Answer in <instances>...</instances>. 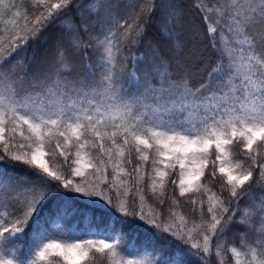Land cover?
Listing matches in <instances>:
<instances>
[{
    "label": "snow or ice",
    "instance_id": "6c2138e0",
    "mask_svg": "<svg viewBox=\"0 0 264 264\" xmlns=\"http://www.w3.org/2000/svg\"><path fill=\"white\" fill-rule=\"evenodd\" d=\"M23 7L0 0V264H264V0Z\"/></svg>",
    "mask_w": 264,
    "mask_h": 264
},
{
    "label": "trees",
    "instance_id": "16d2710c",
    "mask_svg": "<svg viewBox=\"0 0 264 264\" xmlns=\"http://www.w3.org/2000/svg\"><path fill=\"white\" fill-rule=\"evenodd\" d=\"M17 2L24 5V7L21 9L22 11L30 10V6H31V3H32V0H17ZM185 2L188 5H191L192 0H185ZM206 2H207V0H206ZM7 18L8 17H5V19H7ZM186 24L195 25L201 31H204L205 34H206V29H204L203 24H202V20L198 16L193 15L192 13H189V20L186 21ZM3 27H4V25L2 23H0V35L3 34V32H2ZM204 42L207 43V39L206 38H205ZM254 191L258 195L260 194L258 187L256 189H254ZM177 211L180 214L184 215L186 217V219L187 218H191V219H195L196 218L195 216H193L191 204L190 203H186L183 198H181V204L177 208ZM258 226L259 225H257V227ZM245 231H246V229L244 227H236V228H234L233 232H230L228 234V237H227L228 246H230V247L231 246L240 247V244H241L240 237L238 235H233V233H243ZM249 238H250V240L254 239L255 238V233H249ZM229 256H230V253H229ZM216 262L218 264V262H219V258L218 257L216 258ZM94 264H109V262H108V260H107V258H106V256L104 254H97V256L95 257V260H94Z\"/></svg>",
    "mask_w": 264,
    "mask_h": 264
},
{
    "label": "rangeland",
    "instance_id": "374dc122",
    "mask_svg": "<svg viewBox=\"0 0 264 264\" xmlns=\"http://www.w3.org/2000/svg\"><path fill=\"white\" fill-rule=\"evenodd\" d=\"M190 226V225H189Z\"/></svg>",
    "mask_w": 264,
    "mask_h": 264
}]
</instances>
